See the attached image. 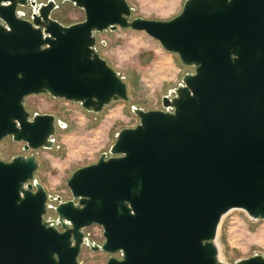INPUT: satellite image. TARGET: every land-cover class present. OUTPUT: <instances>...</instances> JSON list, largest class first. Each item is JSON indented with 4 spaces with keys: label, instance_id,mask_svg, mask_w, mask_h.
Returning a JSON list of instances; mask_svg holds the SVG:
<instances>
[{
    "label": "water",
    "instance_id": "1",
    "mask_svg": "<svg viewBox=\"0 0 264 264\" xmlns=\"http://www.w3.org/2000/svg\"><path fill=\"white\" fill-rule=\"evenodd\" d=\"M66 1L85 18L60 21L50 0L23 20L16 8L27 0H0L9 28L0 24V143L52 148L66 125L32 115L27 96L49 93L91 112L129 99L96 50L98 32L144 31L195 72L162 108H134L140 122L72 172L69 200L38 181L34 154L0 156V264H82L86 241L109 254L106 264H226L217 242L224 215L264 219V0H186L168 20L132 18L128 0ZM54 199L57 219L45 220ZM92 225L103 230L101 244L85 237ZM235 264H264V255Z\"/></svg>",
    "mask_w": 264,
    "mask_h": 264
},
{
    "label": "rangeland",
    "instance_id": "2",
    "mask_svg": "<svg viewBox=\"0 0 264 264\" xmlns=\"http://www.w3.org/2000/svg\"><path fill=\"white\" fill-rule=\"evenodd\" d=\"M54 15L70 24L85 18L82 9L66 0H55ZM186 0H128L133 17L168 20L178 15ZM96 50L112 66L128 86L129 99L115 100L100 112L87 111L80 103L55 98L49 93L26 97V107L35 113H52L66 125H57L52 148L24 150L22 142L11 137L0 143V156L11 160L17 155L34 154L40 163L36 178L47 192L72 198L67 181L79 167L95 163L103 152H110L118 133L135 127L140 119L134 108H162L165 95L174 96V89L183 83L193 66L184 65L178 54L166 51L161 43L144 31L118 28L98 32ZM51 218V211L46 215ZM99 232V226L88 227ZM96 235V234H95ZM95 235L93 238L95 239ZM220 258L235 264L241 258L264 255V219H253L244 210H231L224 215L218 231ZM108 254L85 247L83 264H106Z\"/></svg>",
    "mask_w": 264,
    "mask_h": 264
},
{
    "label": "flooded vegetation",
    "instance_id": "3",
    "mask_svg": "<svg viewBox=\"0 0 264 264\" xmlns=\"http://www.w3.org/2000/svg\"><path fill=\"white\" fill-rule=\"evenodd\" d=\"M24 3H26V0H22ZM32 1H35L36 2V5H32ZM50 0H27V4H19L16 8V14L17 16L20 18V19H23V20H31L33 19V14L35 13V10L38 8L39 5H42V4H46L48 3ZM55 1V0H54ZM3 5H9L10 2L7 1V2H1ZM56 5H57V2L55 1ZM37 6V7H36ZM58 6V5H57ZM55 18H57L55 15H54ZM59 19V18H57ZM0 24L5 26L7 29L8 26L3 23V21L0 20ZM24 104H25V107H26V98H25V101H24ZM3 159V158H2ZM5 160V159H4ZM6 161H9V160H6ZM51 195V194H50ZM56 204H58V200L57 199H54L52 201H48V212L51 211V218H47L46 216L44 217L45 220H56L57 219V216L55 214V211H54V207L56 206ZM47 215V214H46ZM54 226L56 228H58L60 231H62V227H61V224L56 221ZM90 227V226H89ZM84 233H85V237L87 238V240L89 242H93V243H97V244H101L104 240V236H103V232H102V236H101V240H99V242H97L93 236H97L98 235V232L95 233V232H91L90 229L85 228L84 229ZM87 247L89 248L90 250H92L89 246V243L86 241L85 244L82 246V250H81V253H80V256L84 250V248ZM93 251V250H92ZM99 251V250H98ZM107 254V253H106ZM117 257H120L121 256V253H117L116 254ZM108 257H109V254H108ZM79 260H80V257H79ZM81 261V260H80ZM82 262V261H81ZM83 264V263H82Z\"/></svg>",
    "mask_w": 264,
    "mask_h": 264
},
{
    "label": "built area",
    "instance_id": "4",
    "mask_svg": "<svg viewBox=\"0 0 264 264\" xmlns=\"http://www.w3.org/2000/svg\"><path fill=\"white\" fill-rule=\"evenodd\" d=\"M99 228H100V229H99L98 235L95 236V240H96L97 242H99V240H101V236H102V232H103L102 228H101V227H99Z\"/></svg>",
    "mask_w": 264,
    "mask_h": 264
},
{
    "label": "crops",
    "instance_id": "5",
    "mask_svg": "<svg viewBox=\"0 0 264 264\" xmlns=\"http://www.w3.org/2000/svg\"><path fill=\"white\" fill-rule=\"evenodd\" d=\"M81 21V20H80Z\"/></svg>",
    "mask_w": 264,
    "mask_h": 264
}]
</instances>
